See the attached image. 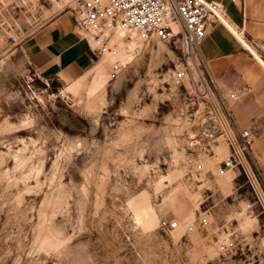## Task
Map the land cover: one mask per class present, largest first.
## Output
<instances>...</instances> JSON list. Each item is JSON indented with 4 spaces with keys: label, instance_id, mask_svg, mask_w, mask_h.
<instances>
[{
    "label": "rangeland",
    "instance_id": "1",
    "mask_svg": "<svg viewBox=\"0 0 264 264\" xmlns=\"http://www.w3.org/2000/svg\"><path fill=\"white\" fill-rule=\"evenodd\" d=\"M80 2L0 0V264H264V212L214 133L227 99L176 79L179 49L119 30L118 73L32 68L25 40Z\"/></svg>",
    "mask_w": 264,
    "mask_h": 264
},
{
    "label": "built area",
    "instance_id": "2",
    "mask_svg": "<svg viewBox=\"0 0 264 264\" xmlns=\"http://www.w3.org/2000/svg\"><path fill=\"white\" fill-rule=\"evenodd\" d=\"M76 18L96 56L115 58L111 66L113 73H118L132 61L129 55L120 54L117 44L118 31L123 30L138 36L147 45L154 41L174 45L182 56L180 68L175 72L176 79H188L194 87L204 89L210 82L218 89L209 73L202 45L209 29L225 20L220 6L206 0H81ZM127 39L122 38L123 41ZM241 96L239 92L228 95L234 101ZM214 107V133L220 135L228 148L223 164L226 169L239 170L246 178L255 199L248 202L246 208L252 212L258 207L264 212V187L253 165L251 132L237 124L227 108V100L224 105ZM202 222L206 224L207 219L203 218ZM178 228L177 221H162V229L166 232Z\"/></svg>",
    "mask_w": 264,
    "mask_h": 264
},
{
    "label": "crops",
    "instance_id": "3",
    "mask_svg": "<svg viewBox=\"0 0 264 264\" xmlns=\"http://www.w3.org/2000/svg\"><path fill=\"white\" fill-rule=\"evenodd\" d=\"M206 1L223 9L228 25L220 22L209 29L202 52L210 75L227 97V108L237 124L251 132L252 160L264 177V0ZM23 51L41 78L67 84L84 77L98 60L74 13L40 28L25 40ZM231 92L242 96L234 101L228 97Z\"/></svg>",
    "mask_w": 264,
    "mask_h": 264
},
{
    "label": "water",
    "instance_id": "4",
    "mask_svg": "<svg viewBox=\"0 0 264 264\" xmlns=\"http://www.w3.org/2000/svg\"><path fill=\"white\" fill-rule=\"evenodd\" d=\"M205 5H207V6H209L208 5V3H206L205 1H202ZM223 22L225 23V24H227L226 23V21L223 19ZM228 25V24H227ZM229 28H230V26H228ZM232 29V28H231ZM234 31V30H233ZM236 33V32H235ZM236 35L237 36H239L237 33H236ZM239 38H241L240 36H239ZM241 40H242V38H241ZM244 43H245V45L247 46V48L249 49V51L252 53V54H254V55H256L258 58H259V56L255 53V51L254 50H252L251 49V47L248 45V44H246V42L244 41V40H242Z\"/></svg>",
    "mask_w": 264,
    "mask_h": 264
}]
</instances>
